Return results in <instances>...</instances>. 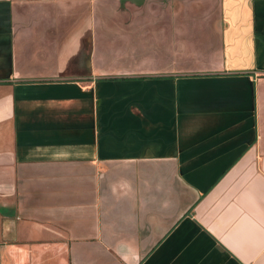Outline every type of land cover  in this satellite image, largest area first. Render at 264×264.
I'll use <instances>...</instances> for the list:
<instances>
[{"label": "crops", "instance_id": "1", "mask_svg": "<svg viewBox=\"0 0 264 264\" xmlns=\"http://www.w3.org/2000/svg\"><path fill=\"white\" fill-rule=\"evenodd\" d=\"M0 264H264V0H0Z\"/></svg>", "mask_w": 264, "mask_h": 264}]
</instances>
